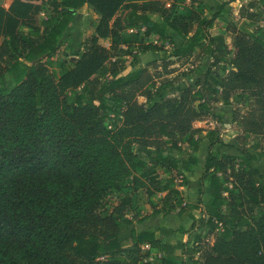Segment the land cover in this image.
Returning a JSON list of instances; mask_svg holds the SVG:
<instances>
[{
	"label": "trees",
	"instance_id": "16d2710c",
	"mask_svg": "<svg viewBox=\"0 0 264 264\" xmlns=\"http://www.w3.org/2000/svg\"><path fill=\"white\" fill-rule=\"evenodd\" d=\"M207 1L0 2V58L7 55L0 79H10L8 89L0 86V264H179L177 250L152 231L132 228L120 239L122 224L144 217L127 219L132 197L111 211L104 207L113 187L133 194L143 188L148 197L163 192L162 207L151 216L178 210L182 222L206 227L204 236L185 245L180 264H264V182L250 153L240 151L241 158L212 152L223 141L216 128L205 132L209 146L199 186L206 181L212 195L203 207L201 190L196 203L185 202L173 179L158 187L154 172L158 167L181 175L197 164L200 130L193 123L209 115V96L225 106L236 92L252 99L240 131L264 134V0H258L263 25L231 29L232 56L221 67L222 80L208 69L196 91L176 89L174 96L171 81L156 85L147 68L116 76L112 51L164 52L153 38L171 44L169 58L188 61L200 53L212 58L211 67L221 64L209 32L216 21H226L230 2L207 8ZM84 6L98 17L94 33L74 61L54 64V74L46 61L55 58L65 30ZM206 9L210 17L202 16ZM239 16L250 24L257 18L244 7ZM173 37L181 41L178 47ZM99 40H108L109 48ZM99 74L109 78L93 89ZM112 118L118 120L115 129L106 126ZM178 137L191 148L187 162L173 155L183 148ZM136 145L151 149L146 161L136 158ZM137 168L139 177L132 175ZM193 211L200 212L198 219Z\"/></svg>",
	"mask_w": 264,
	"mask_h": 264
},
{
	"label": "rangeland",
	"instance_id": "374dc122",
	"mask_svg": "<svg viewBox=\"0 0 264 264\" xmlns=\"http://www.w3.org/2000/svg\"><path fill=\"white\" fill-rule=\"evenodd\" d=\"M4 0H0L3 2ZM215 1L219 2H230L228 7L230 11L226 15V21H216L214 27L210 30V35L214 41V46L216 52L219 56L223 57L221 64L216 67H211L212 58L207 57L202 54H196L188 61L184 59H175L169 58V53L171 52V44L167 41H153L157 46L165 49L164 52H155V53H140L137 52L133 47L122 48V50L112 51L113 61H116L117 73L116 76H123L127 73L137 72L143 68H147L148 71L155 77L156 85L158 82L163 80L171 81L172 89H170L171 95L176 96V89H186L188 87L192 88L193 91L197 90L196 81L201 79L202 75L210 69V74L222 80L226 73L221 71V67H226V61L231 58V51L233 47V35L231 29L235 28L236 30L244 27L251 31L254 26L263 25V22L260 20L262 17L261 6L258 0H208L207 8L216 7ZM241 7H244L249 13H255L257 18L254 20L253 24H250L249 21L241 18L239 16V10ZM92 12L86 13L81 12V18H79L77 27L72 30V34L64 38L60 43L58 53L55 58L47 63L49 65V70L54 74L57 73V68L54 65L59 61L72 62L75 57L79 55L81 50L80 46H83V43L91 37V33L94 28L95 20L92 17ZM202 16L210 17V12L206 9ZM154 17V16H153ZM78 31V33H77ZM174 46L178 47L181 41L173 37ZM79 41H82V44H79ZM103 45H106V42H102ZM7 55L0 58V68L4 66V61ZM166 66V69L164 68ZM201 73V75H199ZM199 76V77H198ZM109 75H97L93 80L92 88L97 89L101 86L107 79ZM10 79L5 77L0 79V86L4 85V89L8 88ZM3 87V86H2ZM80 92V91H79ZM213 96L208 97L209 101V115L203 117L200 121H195L193 127L199 129L200 131L195 135V137H200L199 144L201 148L205 146V132L212 129H217L220 133V137L223 136L226 142L235 141L239 151H247L256 153L259 157L264 156V134L261 136H243L240 131V120L241 117L245 115L248 109L254 105L252 99H246L245 96H241L240 92H236L232 95L230 104L228 106L222 105L220 103L213 101ZM139 103L147 104L143 97L137 98ZM118 125V120L112 118L111 121L106 123V126L110 129H115ZM182 140V147L191 150L190 147L186 146L183 138L178 137ZM136 153V158L142 161H146V155L151 151L149 148H143L139 145L134 146ZM256 167V166H255ZM257 168V167H256ZM155 177H157L158 187H161L169 179H173L175 187L181 185V178L175 172L165 173L160 170L158 167H155ZM262 169V168H261ZM142 168H137L133 170L132 175L138 176ZM263 170V169H262ZM264 172V171H263ZM184 195V192L182 193ZM134 198L135 204L131 205L128 208L127 215L135 217H149L152 212L162 207V197L163 192L155 193L152 197H148L143 188L139 189L136 193H131L130 189L122 187H113L112 190L104 197L103 205L109 211L117 204L125 199V197ZM258 211V208L255 210ZM126 230H123L121 234H124ZM208 240H211L210 237H205ZM185 245H183V251ZM186 259V258H185ZM184 261V260H182Z\"/></svg>",
	"mask_w": 264,
	"mask_h": 264
},
{
	"label": "crops",
	"instance_id": "0c3cea01",
	"mask_svg": "<svg viewBox=\"0 0 264 264\" xmlns=\"http://www.w3.org/2000/svg\"><path fill=\"white\" fill-rule=\"evenodd\" d=\"M8 0H4L2 3H6ZM208 2V1H207ZM231 4V3H229ZM229 5L226 6V10L230 11L231 7H228ZM7 8V5H5ZM86 12L87 14L91 12L87 6H84L81 10L77 11L75 14V18L73 21L69 24L67 29L65 30L61 42L63 41L64 38L68 37L70 34H72V30L76 28L78 25L79 18H81V12ZM93 19L95 20L94 23V28L91 33V35L94 33V29L97 25L98 22V17L94 13L91 14ZM157 16L154 15L153 19H155ZM22 32L25 34L27 33V30L25 28L20 29ZM78 33V31H77ZM153 41H157V38L152 39ZM102 42H106V45H103ZM79 44H82V41H79ZM99 44L104 46L105 48H109L110 43L108 40H99ZM81 52L83 51V46H80L79 48ZM140 53H149V52H140ZM76 58V57H75ZM7 77V76H5ZM5 77H2L1 79H4ZM9 85V83L7 84ZM4 88V85H2ZM8 89V88H5ZM223 144H216L212 148V152H218L219 154H225L228 156H238L243 158L245 155L240 153L235 141L231 142H226L225 139H223V136L221 137ZM205 147L201 148L200 151L197 155L198 162L197 164L191 169L189 172L181 171L182 176L184 179H186L187 184L179 185L176 187L180 192H181V197L185 202L188 203H196L198 198H199V190L202 191V194L200 196L201 199V207L207 204L209 201L212 191L208 187V184L206 181L202 183V188H200L199 183H200V178L204 174V165H205V159L208 153V146L209 143L206 141L205 142ZM248 153H250L253 156V160L251 161L252 166H256L259 171L262 174V179L264 182V156L259 157L254 152H251L250 150H247ZM173 155L180 163L187 162L189 161L191 157V150L186 148H182L180 151H174ZM263 170H262V169ZM181 175H179V178H181ZM182 181V180H181ZM180 181V182H181ZM184 192V195L182 193ZM165 193H163V196ZM192 215L198 219L200 217V212L198 211H193ZM132 216H126L127 219H132ZM138 219H141L142 217L137 216ZM194 225V226H193ZM179 226H182L183 230L181 232L178 231ZM134 228L137 232H142V231H152L155 233V236L161 241V243L169 244L173 246L177 250V255H176V260L180 264L182 260H185L186 255L184 254L183 251V245H187L189 247L192 246L194 238L196 236H204L206 233V227L204 225H198L194 224L193 220H186L182 222L178 216V210L171 212L170 214L163 216L161 214L157 216H149L146 218H143L141 222H136L133 221L131 225H126L122 224L120 227V231L122 232L123 230H126L124 234L120 235L121 240H125L129 237V232L130 230Z\"/></svg>",
	"mask_w": 264,
	"mask_h": 264
}]
</instances>
